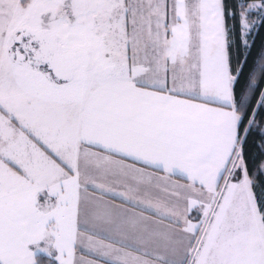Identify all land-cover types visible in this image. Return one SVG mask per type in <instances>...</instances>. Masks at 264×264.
<instances>
[{"label": "snow or ice", "instance_id": "obj_1", "mask_svg": "<svg viewBox=\"0 0 264 264\" xmlns=\"http://www.w3.org/2000/svg\"><path fill=\"white\" fill-rule=\"evenodd\" d=\"M0 264H264V0H0Z\"/></svg>", "mask_w": 264, "mask_h": 264}]
</instances>
